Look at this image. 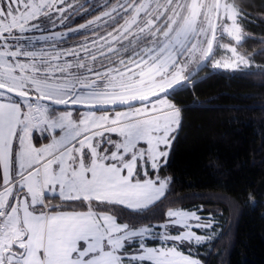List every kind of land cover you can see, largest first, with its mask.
<instances>
[{
    "label": "snow or ice",
    "instance_id": "6c2138e0",
    "mask_svg": "<svg viewBox=\"0 0 264 264\" xmlns=\"http://www.w3.org/2000/svg\"><path fill=\"white\" fill-rule=\"evenodd\" d=\"M246 15L235 0H0V264H207L223 210L165 204L176 95L207 68L264 64L223 42H243Z\"/></svg>",
    "mask_w": 264,
    "mask_h": 264
},
{
    "label": "trees",
    "instance_id": "16d2710c",
    "mask_svg": "<svg viewBox=\"0 0 264 264\" xmlns=\"http://www.w3.org/2000/svg\"><path fill=\"white\" fill-rule=\"evenodd\" d=\"M243 13L242 53L264 61V0H235ZM264 64L252 75L210 68L195 94L180 91L182 126L166 172L172 177L165 204L223 210L220 238L207 264H264ZM251 194V199H249ZM216 253H220L217 258Z\"/></svg>",
    "mask_w": 264,
    "mask_h": 264
},
{
    "label": "rangeland",
    "instance_id": "374dc122",
    "mask_svg": "<svg viewBox=\"0 0 264 264\" xmlns=\"http://www.w3.org/2000/svg\"><path fill=\"white\" fill-rule=\"evenodd\" d=\"M242 32H243V30H242ZM243 37H244V32H243ZM223 42L224 43H227V44H232L233 46H237L238 47V45H236L234 41H232L231 39H229L226 36L223 38ZM217 55H218V58L219 57H223L224 59H227L228 56H229V53L223 52V51H221V50L218 49L217 50Z\"/></svg>",
    "mask_w": 264,
    "mask_h": 264
}]
</instances>
